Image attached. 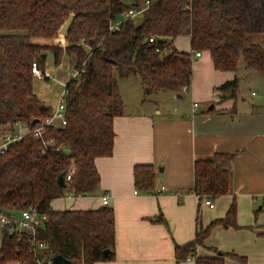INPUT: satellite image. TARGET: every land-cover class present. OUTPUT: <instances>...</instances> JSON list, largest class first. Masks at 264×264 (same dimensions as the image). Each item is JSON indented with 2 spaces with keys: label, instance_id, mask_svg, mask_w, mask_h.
I'll list each match as a JSON object with an SVG mask.
<instances>
[{
  "label": "trees",
  "instance_id": "16d2710c",
  "mask_svg": "<svg viewBox=\"0 0 264 264\" xmlns=\"http://www.w3.org/2000/svg\"><path fill=\"white\" fill-rule=\"evenodd\" d=\"M147 1L140 21L127 19L120 29L110 30L111 22ZM180 36L189 38V51L175 45ZM58 38L67 45L36 42ZM204 51L217 70L235 73L218 87L229 97L237 96L241 59L248 72L264 76V0H0V135L15 129L16 123L28 129L0 154V217L34 209L37 238L48 244L39 256L62 254L67 264H95L114 257L113 208L59 209L53 201L67 193L98 194L101 176L96 159L112 155L114 120L125 108L118 77L138 76L145 95L181 93L192 83L193 55ZM48 52L56 65L64 55H74L77 75L66 83V125L46 127L36 137L33 129L53 108L36 93L32 67L37 62L45 72L43 54ZM46 141L50 143L45 146ZM234 159L235 154L227 152L197 159L192 192L211 199L229 193ZM62 173H71L66 187L58 183ZM155 175L152 164L136 165L135 186L152 191ZM217 224L238 227L235 201L225 218L202 227L193 241L178 245V255L188 256L203 245ZM29 238L26 231L0 224V264H37ZM212 250L219 256L198 257L196 264H225L224 256L246 261Z\"/></svg>",
  "mask_w": 264,
  "mask_h": 264
},
{
  "label": "crops",
  "instance_id": "0c3cea01",
  "mask_svg": "<svg viewBox=\"0 0 264 264\" xmlns=\"http://www.w3.org/2000/svg\"><path fill=\"white\" fill-rule=\"evenodd\" d=\"M66 45L67 41L61 46ZM193 60V79L186 90L191 102L117 116L113 153L96 159L101 176L98 194L70 193L53 201L59 209L97 208L104 205L102 196L108 195L107 206L115 213V253L95 264H196L198 257L219 256L212 248L246 259L224 256L225 264H264V234H260L264 233V94L249 100L239 87L235 98L225 92L222 96L218 87L235 73L217 70L208 53L194 54ZM251 79L264 85L262 78ZM172 93L173 98L182 97ZM204 102L210 104L208 110L200 109ZM219 152L235 154L230 190L213 199L215 206L210 207L192 192L195 162ZM138 164L155 167L152 191L135 186ZM234 201L238 227L215 225L203 245L180 257L177 246L225 218Z\"/></svg>",
  "mask_w": 264,
  "mask_h": 264
},
{
  "label": "rangeland",
  "instance_id": "374dc122",
  "mask_svg": "<svg viewBox=\"0 0 264 264\" xmlns=\"http://www.w3.org/2000/svg\"><path fill=\"white\" fill-rule=\"evenodd\" d=\"M138 21L141 20V17L137 18ZM36 42L40 44H50L56 43L60 45H65L66 40L64 38H58L54 41H47L44 39H38ZM175 45L179 50L189 51L190 50V40L187 36H180L176 39ZM207 55L208 51H204ZM209 54V53H208ZM75 63L76 57L70 56L68 54L64 55L61 64L56 65L54 55L52 52L47 53L46 57V69L48 70L49 79L35 77L34 88L38 96L47 104L52 107H56L58 101L62 95L65 84L71 79L73 73L75 72ZM202 69V67H201ZM205 74V73H204ZM237 74L240 76V85L239 87L243 90L244 95L247 99H258L264 94V85L263 81L259 82L252 80L251 78H262L263 75L255 74L248 72L245 69L244 60L241 59L239 63V68ZM119 88L121 95L124 99L125 108L124 111H140L146 107H155V108H165V107H175L178 106L177 103L181 102H191V93L181 92L182 97L173 98L171 96L172 91H161L158 93L145 95L141 80L138 76H129V77H118ZM252 91L258 93L256 96L252 95ZM224 92L220 95L223 96ZM160 103V104H159ZM210 104L205 102L200 104V109L208 110ZM1 142V139H0ZM70 194L67 193L66 196Z\"/></svg>",
  "mask_w": 264,
  "mask_h": 264
},
{
  "label": "built area",
  "instance_id": "2783aa9c",
  "mask_svg": "<svg viewBox=\"0 0 264 264\" xmlns=\"http://www.w3.org/2000/svg\"><path fill=\"white\" fill-rule=\"evenodd\" d=\"M149 5V1L146 2V4L140 8H131L127 12H125L121 19L117 21H113L110 24V30H116L120 29L121 24L123 21L127 19H137L141 16H143L145 10L147 9ZM150 41H154V38H150ZM197 56H200V52L195 53ZM33 74L35 77L43 78L44 75H48L47 72H43L42 69L38 66L37 62L33 63ZM74 76L77 75V72L73 73ZM49 76V75H48ZM187 88H184V91H186ZM66 84L64 86V90L62 92V95L58 101V104L56 107H52V114L47 117L45 120L41 121L34 129L33 133L36 137H41L44 129L46 127H61L66 125L67 123V117H66ZM198 103H195V106H197ZM16 128L13 130H7L3 134L0 135V154L4 153L11 143L21 139L23 136H25L28 133V129L23 126L21 123H16ZM45 146L47 143H50L48 141L44 142ZM66 182L71 180V173H68L65 175ZM165 190V187L161 188L160 193H163ZM176 194H180L179 192H174ZM72 195V194H71ZM205 203L209 205L210 207H214L215 203L213 199L205 197L204 198ZM109 202L108 195L102 196V203L104 205H107ZM0 224L2 227H7L11 231H26L30 235V245L31 250L34 252L36 256V262L37 264H56L53 261V256H39L41 254H44L48 250V244L44 241H41L37 238V225L38 220L36 217V211L34 209H23L17 214H1L0 217ZM1 242V240H0ZM8 264H23L18 261H13Z\"/></svg>",
  "mask_w": 264,
  "mask_h": 264
},
{
  "label": "water",
  "instance_id": "95a60500",
  "mask_svg": "<svg viewBox=\"0 0 264 264\" xmlns=\"http://www.w3.org/2000/svg\"><path fill=\"white\" fill-rule=\"evenodd\" d=\"M165 40H159L160 43H163ZM43 57L46 58L47 57V53L43 54ZM43 108H45V105L42 106ZM212 107H214L212 105ZM38 121V119H34L33 123L35 124ZM58 183L60 186L62 187H66L67 186V182H66V177H65V173H62L59 178H58ZM109 253V250L105 251V254L107 255ZM53 261L56 264H67L68 263V259L63 256L62 254H56L53 256Z\"/></svg>",
  "mask_w": 264,
  "mask_h": 264
}]
</instances>
